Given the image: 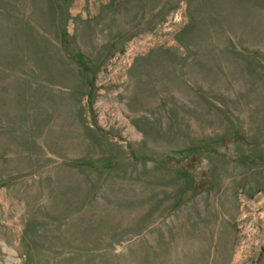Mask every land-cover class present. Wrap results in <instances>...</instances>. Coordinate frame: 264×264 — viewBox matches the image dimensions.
Instances as JSON below:
<instances>
[{"label": "rangeland", "instance_id": "1", "mask_svg": "<svg viewBox=\"0 0 264 264\" xmlns=\"http://www.w3.org/2000/svg\"><path fill=\"white\" fill-rule=\"evenodd\" d=\"M0 264H264V0H0Z\"/></svg>", "mask_w": 264, "mask_h": 264}, {"label": "trees", "instance_id": "2", "mask_svg": "<svg viewBox=\"0 0 264 264\" xmlns=\"http://www.w3.org/2000/svg\"><path fill=\"white\" fill-rule=\"evenodd\" d=\"M79 59H80V60L84 59V56L81 55V56L79 57Z\"/></svg>", "mask_w": 264, "mask_h": 264}]
</instances>
